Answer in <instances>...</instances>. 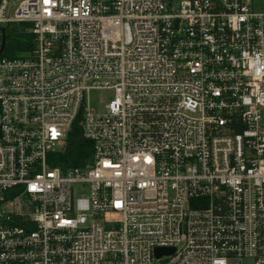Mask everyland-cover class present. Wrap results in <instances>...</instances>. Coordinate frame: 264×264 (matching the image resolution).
<instances>
[{
  "label": "built area",
  "instance_id": "2783aa9c",
  "mask_svg": "<svg viewBox=\"0 0 264 264\" xmlns=\"http://www.w3.org/2000/svg\"><path fill=\"white\" fill-rule=\"evenodd\" d=\"M8 28L0 264H264V0H0ZM78 115L92 159L54 166Z\"/></svg>",
  "mask_w": 264,
  "mask_h": 264
},
{
  "label": "trees",
  "instance_id": "16d2710c",
  "mask_svg": "<svg viewBox=\"0 0 264 264\" xmlns=\"http://www.w3.org/2000/svg\"><path fill=\"white\" fill-rule=\"evenodd\" d=\"M33 35L17 31V29H6L5 45L2 56L16 57L21 51L32 46ZM80 115L71 124L66 136L65 147L61 151L50 155V162L54 166L64 169L71 166H83L92 159V142L82 135L79 124Z\"/></svg>",
  "mask_w": 264,
  "mask_h": 264
},
{
  "label": "rangeland",
  "instance_id": "374dc122",
  "mask_svg": "<svg viewBox=\"0 0 264 264\" xmlns=\"http://www.w3.org/2000/svg\"><path fill=\"white\" fill-rule=\"evenodd\" d=\"M257 3H260V0H254ZM110 92L91 90L89 91L86 100L89 111L92 113H97L100 111L102 105L108 100ZM229 264H251L249 260L243 259L241 262H238L237 259H231Z\"/></svg>",
  "mask_w": 264,
  "mask_h": 264
},
{
  "label": "water",
  "instance_id": "95a60500",
  "mask_svg": "<svg viewBox=\"0 0 264 264\" xmlns=\"http://www.w3.org/2000/svg\"><path fill=\"white\" fill-rule=\"evenodd\" d=\"M4 43H5V36L3 35L2 36V44H1V48H0V53H1V50H2V48H3V45H4ZM172 249H162V248H158V249H156V254L157 255H160L161 253H163V252H170Z\"/></svg>",
  "mask_w": 264,
  "mask_h": 264
}]
</instances>
